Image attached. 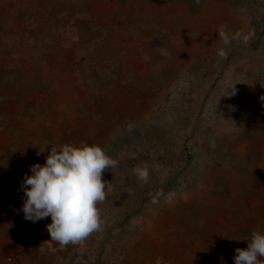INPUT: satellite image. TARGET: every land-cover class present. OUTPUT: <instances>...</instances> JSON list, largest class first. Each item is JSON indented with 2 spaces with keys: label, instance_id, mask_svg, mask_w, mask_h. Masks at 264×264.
Instances as JSON below:
<instances>
[{
  "label": "rangeland",
  "instance_id": "374dc122",
  "mask_svg": "<svg viewBox=\"0 0 264 264\" xmlns=\"http://www.w3.org/2000/svg\"><path fill=\"white\" fill-rule=\"evenodd\" d=\"M29 1L0 0V44L4 30L26 27L24 18L15 15ZM41 1L45 9L49 0ZM144 3L153 9L149 19L118 27L117 41L110 34L104 37L107 61L93 70L87 64L80 69L79 100L91 82L95 96L105 98L90 123L89 108L80 105L86 116L82 120L96 129L87 143L100 146L115 161L103 173L110 187L98 204L101 228L77 244L41 252L40 244L50 240L46 225L51 219L33 224L18 211L23 192L13 174L20 168L12 164L8 180H0V228L6 245L15 248L14 264H194L191 246L196 231L209 228L205 219L213 215L223 222L229 196L239 205L244 177L264 174V0ZM110 10L108 0H84L74 11L96 22L77 30L107 34L102 30L109 24L102 18ZM129 11L135 15L136 4ZM42 13L33 28L46 43L42 35L58 24ZM128 34L129 39L124 37ZM102 39H96L98 50L105 44ZM55 58L67 63L72 55ZM6 65L0 60V74ZM57 73L63 81L70 74ZM41 86L34 88L36 96L43 92ZM9 95L0 84V157L9 163L20 154L43 165L47 152L37 153L45 145L86 142L66 135L60 121L49 122L40 112H32L31 120L20 117L14 106L3 103ZM34 103L42 108L39 98ZM27 125L35 126L30 134ZM6 252L0 247V264H7Z\"/></svg>",
  "mask_w": 264,
  "mask_h": 264
},
{
  "label": "trees",
  "instance_id": "16d2710c",
  "mask_svg": "<svg viewBox=\"0 0 264 264\" xmlns=\"http://www.w3.org/2000/svg\"><path fill=\"white\" fill-rule=\"evenodd\" d=\"M83 1L49 0L45 9H43L41 0L27 2L26 7L15 15L18 18H24L26 27L20 31L4 30L1 33L3 44H0V60L7 62V65L2 69L3 73L0 74V84H3L6 90L9 89L10 92L9 97L3 99V103L14 106L20 117L31 120L32 112L34 114L40 112L38 115L43 116V119L49 122L60 121L61 127L67 128L66 135L68 134L74 139H85L88 142L86 137L89 134H96V129L89 127L90 124L88 123L92 119L98 118V108L105 98L95 96L96 87L93 86L95 82H91L86 87L89 93L86 91L87 96L79 100L78 94L82 92L83 87L80 80V69L83 64H87L93 70L99 64V61L106 62L105 57L109 54L107 51L108 43L105 42L104 37L110 34L114 41L119 40L121 30L118 27L124 26L128 22L137 24L144 19H149L153 14V9L150 10L146 7L145 0H108L111 3L112 10H114H110L103 15L107 16V19L102 18L104 23L109 24L107 28L102 30L107 31V34L96 37V31L92 32L87 29L80 33L77 30L78 28L81 29L83 23L85 26H91L93 22H96L90 16L82 19L84 14L74 11V8L78 7ZM133 4H136L137 8L135 15L129 14V9ZM142 6L143 8H141ZM29 7L35 9V11H29ZM39 11L43 12L42 16L46 20L56 21L58 26H65L68 29H57L59 27L55 26L51 31L42 35V39L46 41V43H42L33 28V20ZM70 11L74 12L71 14ZM133 17L134 20H132ZM113 21L116 22V25L113 24ZM84 32L89 33L86 36ZM28 35L30 38H27ZM124 37L129 39L131 36L128 34ZM98 38H103L102 41L106 44H102L99 50L96 46V39ZM123 39L126 40V38ZM148 39V42H152L154 38L151 36ZM68 52L71 53L72 60L67 63L56 60V55L63 54L64 59L65 54ZM95 52L98 55L96 59L94 58ZM83 54H86L85 56L89 57L90 60L82 57ZM54 63H56V66H54ZM63 70L70 73L68 79L64 81L60 80L57 73V71L61 72ZM33 77L37 78L34 82ZM93 81L95 80L93 79ZM40 85L43 87V92L37 97L34 88ZM38 98L43 102L40 110L37 109L38 104L34 103ZM53 102L58 103L53 106ZM81 104H86L90 110L87 116L88 123L82 120V117L85 118L86 116L80 113ZM38 115L37 117H39ZM8 124L9 126L12 125V123ZM27 127H29L28 134L34 131V125L31 127L27 125ZM13 159L15 161L9 163L4 156L0 157L1 182L8 180V168H11L12 164L20 168L18 171L20 174L16 171L13 174L16 182L21 181L25 174H30L27 169L24 171L22 169L25 168L26 164H29V168L33 164V160H29L25 156L21 157L20 154L15 155ZM249 175V178L244 177L240 183V191H238L241 195L238 200L239 205L234 206V198L230 196L226 205H223L225 209L222 210L221 214L225 216V224L224 220L219 223L215 221V216L209 215L204 221V226L205 224L209 226L210 232L200 234L196 231L194 234L191 246L194 264H233L235 249H245L247 247V241L250 240L252 231H264V174L259 173L257 176L250 173ZM257 198L258 202L256 203ZM198 226V222H195L194 227L196 230L199 228ZM6 244V237L0 228V247L7 250L4 258L7 264H14L16 259L15 248L9 247L11 243Z\"/></svg>",
  "mask_w": 264,
  "mask_h": 264
},
{
  "label": "clouds",
  "instance_id": "9594fccd",
  "mask_svg": "<svg viewBox=\"0 0 264 264\" xmlns=\"http://www.w3.org/2000/svg\"><path fill=\"white\" fill-rule=\"evenodd\" d=\"M45 152V163L29 166L30 175L20 182L23 203L18 210L33 224L50 217V240L40 244L41 252L77 244L101 228L98 204L110 187L103 173L115 165L100 146L87 142L45 145L37 154ZM233 264H264V231H252L247 247L235 249Z\"/></svg>",
  "mask_w": 264,
  "mask_h": 264
},
{
  "label": "crops",
  "instance_id": "0c3cea01",
  "mask_svg": "<svg viewBox=\"0 0 264 264\" xmlns=\"http://www.w3.org/2000/svg\"><path fill=\"white\" fill-rule=\"evenodd\" d=\"M255 202L257 203L258 202V198L255 200ZM205 226L207 227V225L205 224ZM209 227V226H208ZM207 230L204 232V233H206V232H210V227L209 228H206Z\"/></svg>",
  "mask_w": 264,
  "mask_h": 264
}]
</instances>
